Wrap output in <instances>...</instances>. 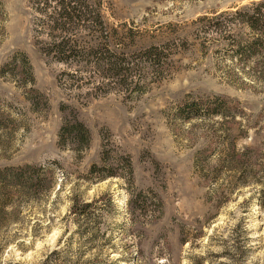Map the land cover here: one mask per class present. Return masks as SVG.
<instances>
[{
	"label": "rangeland",
	"instance_id": "1",
	"mask_svg": "<svg viewBox=\"0 0 264 264\" xmlns=\"http://www.w3.org/2000/svg\"><path fill=\"white\" fill-rule=\"evenodd\" d=\"M254 1L100 0L119 49L165 46L170 61L158 81L146 79L141 94L77 101L56 83L64 65L33 44L28 0H0V67L23 52L35 88L48 100L32 110L23 89L0 76V103L12 106L19 123L8 145L0 144V167L59 162L48 190L10 191L7 213L0 210V264H264V76L253 74L252 63L228 58L226 30L206 34L209 18ZM214 96L245 114L228 122L176 115L185 101ZM61 101L74 106L90 131L81 152L58 145ZM102 148L109 162L129 157L130 188L120 177L85 178ZM232 154L238 161L226 168ZM139 191L158 199L152 217V205L140 212L128 204V193ZM105 195L115 206L101 212L92 237L70 214L72 198L93 202Z\"/></svg>",
	"mask_w": 264,
	"mask_h": 264
},
{
	"label": "trees",
	"instance_id": "2",
	"mask_svg": "<svg viewBox=\"0 0 264 264\" xmlns=\"http://www.w3.org/2000/svg\"><path fill=\"white\" fill-rule=\"evenodd\" d=\"M31 10L33 44L50 60L64 68L56 75V83L67 94L73 93L79 101L84 96L97 97L109 93H122L126 97L141 94L146 89V79L158 81L164 67L169 65L167 49L150 45L139 52L127 53L119 49L116 29L106 22L100 0H28ZM0 3V21L4 15ZM209 18V17H207ZM206 34H221L226 30V54L240 64L252 63L253 74L264 76V0L212 16ZM208 19V20H209ZM237 27L247 30L245 36L236 34ZM8 76L23 89L30 109L47 107L46 96L34 86L35 78L28 57L23 52L14 53L1 67L0 76ZM149 76V77H148ZM61 125L57 134L58 145L81 152L90 145V131L79 119L77 110L66 101L59 104ZM244 110L228 98L214 96L205 101H185L176 108V115L184 120L219 116L232 121L244 115ZM19 123L12 106L0 103V144L8 145ZM103 139V137H102ZM107 149L102 148L100 161L90 165L86 179L103 180L109 177L126 179L132 185V166L128 156L119 155L108 161ZM226 168H235L238 161L231 155ZM57 160L40 164L0 167V210L4 213L12 197L11 190L19 195L35 196L52 186ZM129 190V189H128ZM4 191V192H1ZM4 193V194H3ZM128 204L134 210L148 209L151 217L160 203L151 192H129ZM26 197V196H25ZM84 202L72 198L70 214L83 221L84 233L97 235L98 219L103 210L114 208L113 199ZM116 210V209H115Z\"/></svg>",
	"mask_w": 264,
	"mask_h": 264
}]
</instances>
